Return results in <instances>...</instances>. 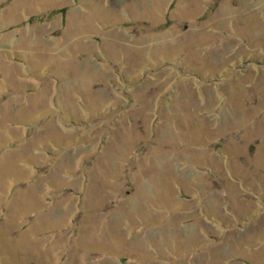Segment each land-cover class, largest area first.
I'll list each match as a JSON object with an SVG mask.
<instances>
[{"label":"rangeland","instance_id":"obj_1","mask_svg":"<svg viewBox=\"0 0 264 264\" xmlns=\"http://www.w3.org/2000/svg\"><path fill=\"white\" fill-rule=\"evenodd\" d=\"M0 264H264V0H0Z\"/></svg>","mask_w":264,"mask_h":264}]
</instances>
